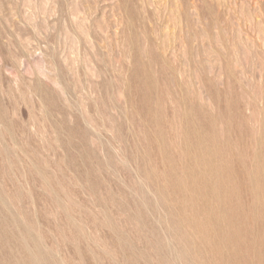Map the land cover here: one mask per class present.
I'll return each mask as SVG.
<instances>
[{
  "label": "rangeland",
  "instance_id": "obj_1",
  "mask_svg": "<svg viewBox=\"0 0 264 264\" xmlns=\"http://www.w3.org/2000/svg\"><path fill=\"white\" fill-rule=\"evenodd\" d=\"M0 264H264V0H0Z\"/></svg>",
  "mask_w": 264,
  "mask_h": 264
}]
</instances>
